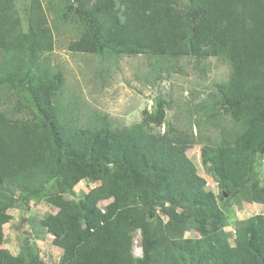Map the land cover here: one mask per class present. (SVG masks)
Masks as SVG:
<instances>
[{
    "label": "trees",
    "instance_id": "16d2710c",
    "mask_svg": "<svg viewBox=\"0 0 264 264\" xmlns=\"http://www.w3.org/2000/svg\"><path fill=\"white\" fill-rule=\"evenodd\" d=\"M16 1L0 0V264H264V211L226 229L234 206L264 204V0H30L23 15ZM67 20L83 29L71 51L150 56L161 63L154 82L183 57L227 61L228 79L193 106L190 133L172 131L163 95L140 122L117 127L94 113L84 125L62 103L63 72L42 62ZM202 120L219 128L201 161L220 194L188 153ZM83 180L98 184L77 196ZM31 201L57 209L39 223L21 216L27 231L53 236L56 263L24 245L29 236L17 255L2 247L10 210Z\"/></svg>",
    "mask_w": 264,
    "mask_h": 264
},
{
    "label": "rangeland",
    "instance_id": "374dc122",
    "mask_svg": "<svg viewBox=\"0 0 264 264\" xmlns=\"http://www.w3.org/2000/svg\"><path fill=\"white\" fill-rule=\"evenodd\" d=\"M58 1L43 0V5L48 6ZM29 3L30 0L16 1V6L22 15ZM47 10L50 11L48 7ZM49 16L53 23L50 12ZM82 30L80 24L73 20H67L55 29V48L43 54L42 62H47L54 70L63 72L65 84L61 94L62 103L74 107L76 110L74 119L84 125L91 121L94 113L108 115L117 127L140 122L144 118V110L151 108L155 97L163 95L172 101L171 108L167 111V120L171 123L172 131L189 132L188 122L193 106L201 103L216 83L226 81L230 73L227 61L211 57L198 62L192 57H183L179 60L180 67L177 72L154 82L151 72L156 65L161 63L150 56L123 54L118 57L109 55L101 58L95 54L71 51L68 48L70 39L76 38ZM12 99L14 100L15 97ZM12 99L10 98L9 102ZM9 102H4L5 106H9ZM197 114L198 116L202 115ZM20 115L26 117L28 113L22 112ZM203 121L205 120H202L201 129L193 128L199 139L189 148L188 153L198 166L199 172L212 178L214 176L202 164L201 146L209 140L211 142L218 141L219 128L205 124ZM166 128L167 125L164 124L161 127H156L155 130L163 132ZM97 184L98 182L90 184L85 180L80 181L75 187L77 196ZM214 191L217 194L221 193L218 186L214 188ZM56 211V208L46 202L35 203L33 201L30 202L29 210H10L14 219L4 225L5 241L2 247L17 255L20 253L25 239L29 236V243L25 242L24 245L36 244L46 260L56 263L60 259V248L53 244V236L43 232L41 235L43 238H39L34 231L26 230L33 226L31 221H22L21 223V216L30 220V217L35 215L36 222L39 223L40 218L45 214ZM234 211L235 217L229 213L232 224L226 228L230 232L235 227L236 220L262 212L264 207L244 201L242 206H234ZM35 227L38 228V224ZM188 235H190L189 232H187ZM231 242L234 243V236H231ZM133 252L136 256L142 254L139 231L134 235Z\"/></svg>",
    "mask_w": 264,
    "mask_h": 264
},
{
    "label": "clouds",
    "instance_id": "9594fccd",
    "mask_svg": "<svg viewBox=\"0 0 264 264\" xmlns=\"http://www.w3.org/2000/svg\"><path fill=\"white\" fill-rule=\"evenodd\" d=\"M204 176V175H203ZM205 177V179H206V181L207 180H210V181H212L213 183H214V186L213 187H209V189H212V190H214V188L216 187V186H218V183H217V181H216V179L214 178V177H212V178H208V177H206V176H204ZM215 184H216V186H215ZM207 187V186H206ZM219 188V187H218ZM216 193V192H215ZM233 230H235V228H232L231 229V232H233ZM233 234H235V232H233Z\"/></svg>",
    "mask_w": 264,
    "mask_h": 264
},
{
    "label": "built area",
    "instance_id": "2783aa9c",
    "mask_svg": "<svg viewBox=\"0 0 264 264\" xmlns=\"http://www.w3.org/2000/svg\"><path fill=\"white\" fill-rule=\"evenodd\" d=\"M206 186H207V188L213 187L214 186V183L212 181H210V180H207ZM233 232H235V230H233Z\"/></svg>",
    "mask_w": 264,
    "mask_h": 264
},
{
    "label": "crops",
    "instance_id": "0c3cea01",
    "mask_svg": "<svg viewBox=\"0 0 264 264\" xmlns=\"http://www.w3.org/2000/svg\"><path fill=\"white\" fill-rule=\"evenodd\" d=\"M255 204H259V205H262L264 207V204H260V203H255ZM234 210V207L232 208ZM234 212V211H233ZM233 217H234V213L231 214ZM241 219H245V218H241Z\"/></svg>",
    "mask_w": 264,
    "mask_h": 264
}]
</instances>
